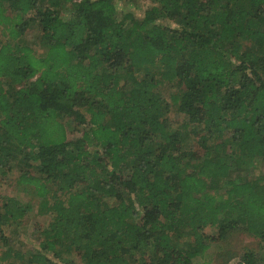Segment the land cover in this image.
I'll use <instances>...</instances> for the list:
<instances>
[{
    "label": "trees",
    "instance_id": "obj_1",
    "mask_svg": "<svg viewBox=\"0 0 264 264\" xmlns=\"http://www.w3.org/2000/svg\"><path fill=\"white\" fill-rule=\"evenodd\" d=\"M72 1L0 0V176L15 159L52 215L25 258L4 230L27 207L1 198L0 264H192L239 226L264 243V174L230 177L264 158V0H151L121 16L131 0ZM32 30L40 52L17 42ZM165 84L182 87L180 127Z\"/></svg>",
    "mask_w": 264,
    "mask_h": 264
},
{
    "label": "rangeland",
    "instance_id": "obj_2",
    "mask_svg": "<svg viewBox=\"0 0 264 264\" xmlns=\"http://www.w3.org/2000/svg\"><path fill=\"white\" fill-rule=\"evenodd\" d=\"M79 0H73V3ZM154 3L151 0H131L129 2H118V6L122 9L118 12V16L127 10H145L150 8ZM73 7L71 4L64 5L59 11L60 16L64 20L70 19V13ZM8 15L11 12L7 11ZM31 32V31H30ZM26 36L17 40L18 43H23L34 48V50L40 52L38 45V32L32 30V32ZM8 40L7 31L2 25H0V42L4 43ZM122 84V82H121ZM182 87L176 84H165L160 89L156 90V95L158 98L163 100L167 107L164 108V116L168 117L169 123L173 127H180L184 122V115L180 113L176 105L171 100V94H178ZM163 105L165 106V103ZM66 135L69 140L80 137L83 127H81L75 120H68L65 122ZM214 142L213 140H211ZM217 141V140H216ZM182 150H190L189 144L184 143L181 146ZM197 148H193L196 151ZM200 152V151H199ZM17 161L13 159L11 164V170L7 174L0 176V202L1 198L11 196L17 198L22 204L26 205L27 213L26 215L17 223L14 227H7L4 230V236L9 240L10 245L13 247V251H20L25 254V258L30 252L37 250L38 243L36 242L37 232L34 229L35 222H41V224H46L50 218H52L51 213H44V202H48L49 195L46 197H38L35 190L28 186L20 183L18 181L19 170L16 167ZM28 172L37 174L34 165ZM264 174V158L253 159L250 164L244 165L242 169L238 171H232L230 177H241L243 179H250L256 175ZM226 181L221 182V189L218 190V195L220 196L223 192V187ZM51 191L60 190L57 189V185L53 184ZM135 220V219H134ZM207 234L215 235L217 233V228L213 226H207L203 230ZM189 238L186 237L179 241L180 244H184ZM2 241H0V253L4 250ZM251 251L255 258L256 264H264V243L258 238L254 237L248 233L243 226L231 229L225 236L224 239L219 242H213L209 244V247L205 250L202 256H197L192 258V264H238L241 260V256L245 253ZM78 264V259L73 253L69 254L68 257L63 256L60 258L59 264H66L68 262H73ZM3 264H25V260L19 263L13 256H11Z\"/></svg>",
    "mask_w": 264,
    "mask_h": 264
}]
</instances>
